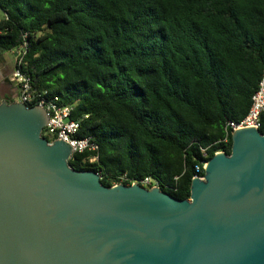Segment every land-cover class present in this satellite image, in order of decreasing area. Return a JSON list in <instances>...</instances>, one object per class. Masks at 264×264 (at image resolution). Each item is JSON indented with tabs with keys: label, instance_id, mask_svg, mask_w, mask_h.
Here are the masks:
<instances>
[{
	"label": "trees",
	"instance_id": "16d2710c",
	"mask_svg": "<svg viewBox=\"0 0 264 264\" xmlns=\"http://www.w3.org/2000/svg\"><path fill=\"white\" fill-rule=\"evenodd\" d=\"M0 9V61L27 42L21 69L73 106L76 136L98 146L75 152L73 169L109 187L151 176L183 200L204 175L197 166L230 154L227 123L247 114L264 74V0H0Z\"/></svg>",
	"mask_w": 264,
	"mask_h": 264
},
{
	"label": "water",
	"instance_id": "95a60500",
	"mask_svg": "<svg viewBox=\"0 0 264 264\" xmlns=\"http://www.w3.org/2000/svg\"><path fill=\"white\" fill-rule=\"evenodd\" d=\"M40 106L0 96V264H264V134L232 132L189 199L73 169Z\"/></svg>",
	"mask_w": 264,
	"mask_h": 264
},
{
	"label": "built area",
	"instance_id": "2783aa9c",
	"mask_svg": "<svg viewBox=\"0 0 264 264\" xmlns=\"http://www.w3.org/2000/svg\"><path fill=\"white\" fill-rule=\"evenodd\" d=\"M27 42L22 43L16 50L13 51L15 56V66L11 73V80L18 86L19 96L18 101L26 103L29 107H43L48 115L49 121L44 128L43 135L47 138L63 139L69 142L75 152H84L85 150H96L97 144L90 137L78 138L76 135L80 130V121L72 119L73 106L62 105L59 96H53L48 90H37L33 86L30 76L25 73L20 65L26 53ZM264 112V74L258 84L256 91L251 98V105L247 114L240 120H230L227 123V129L231 133L243 127H257L261 124V115ZM228 141V139H225ZM223 151V150H222ZM206 161L202 167L197 166V173L202 172ZM203 177L195 175L194 177ZM124 178L121 177L119 183H124ZM132 183H139L144 187H160V181L151 176H146L141 180H134Z\"/></svg>",
	"mask_w": 264,
	"mask_h": 264
},
{
	"label": "flooded vegetation",
	"instance_id": "af4514ba",
	"mask_svg": "<svg viewBox=\"0 0 264 264\" xmlns=\"http://www.w3.org/2000/svg\"><path fill=\"white\" fill-rule=\"evenodd\" d=\"M12 67L11 64L5 63L3 65L1 76L2 80H0V96L2 100L6 101H13L15 98L13 96H16V99L19 96V90L18 86L11 80V73H12Z\"/></svg>",
	"mask_w": 264,
	"mask_h": 264
},
{
	"label": "crops",
	"instance_id": "0c3cea01",
	"mask_svg": "<svg viewBox=\"0 0 264 264\" xmlns=\"http://www.w3.org/2000/svg\"><path fill=\"white\" fill-rule=\"evenodd\" d=\"M3 12V11H2ZM3 16H4V13H3ZM3 18V17H2ZM1 19V18H0ZM6 58V54L4 55V60H1L0 61V80H2V78H4L3 76H1V73H2V69H3V65L7 62L9 64H11V67H13V64H12V61L9 59H5ZM13 69V68H12ZM18 97V96H17ZM13 98H16V96H13Z\"/></svg>",
	"mask_w": 264,
	"mask_h": 264
},
{
	"label": "rangeland",
	"instance_id": "374dc122",
	"mask_svg": "<svg viewBox=\"0 0 264 264\" xmlns=\"http://www.w3.org/2000/svg\"><path fill=\"white\" fill-rule=\"evenodd\" d=\"M2 17H3V12L0 9V18H2ZM6 59H8V61H9V59L12 61V64H13V67L12 68H14V65H15V56H14V53L6 54ZM14 100H17V99L15 98Z\"/></svg>",
	"mask_w": 264,
	"mask_h": 264
}]
</instances>
